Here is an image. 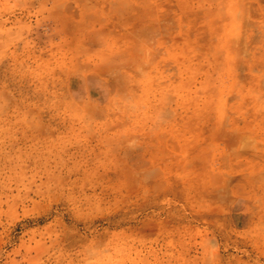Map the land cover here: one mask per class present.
I'll list each match as a JSON object with an SVG mask.
<instances>
[{
  "label": "rangeland",
  "instance_id": "rangeland-1",
  "mask_svg": "<svg viewBox=\"0 0 264 264\" xmlns=\"http://www.w3.org/2000/svg\"><path fill=\"white\" fill-rule=\"evenodd\" d=\"M0 264H264V0H0Z\"/></svg>",
  "mask_w": 264,
  "mask_h": 264
}]
</instances>
